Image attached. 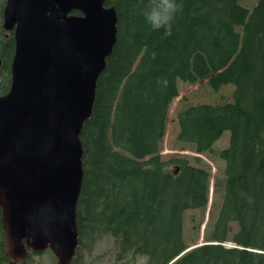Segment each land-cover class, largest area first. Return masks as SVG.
Segmentation results:
<instances>
[{
  "label": "trees",
  "instance_id": "trees-1",
  "mask_svg": "<svg viewBox=\"0 0 264 264\" xmlns=\"http://www.w3.org/2000/svg\"><path fill=\"white\" fill-rule=\"evenodd\" d=\"M239 1L184 0L183 5L177 0L178 10L170 24L153 30L144 20L151 3L141 7L143 0H110L108 4H115L119 17L137 16L138 32L143 37L166 33L175 47L171 55L156 56L153 66L141 63L139 73L122 93L114 118L105 115L111 132L109 146L130 153L137 140L163 141L173 78L189 74L197 56L214 64L227 59L239 39L234 16ZM251 1L258 5L241 39L233 99L216 105L192 104L177 112L178 141L190 144L196 153H214L219 138L230 133L229 147L218 154L226 164L224 201L207 243L186 252L190 245L184 239V213L207 208L213 178L208 168L160 158L145 162L128 159L117 164L111 157L101 156L103 126H93L92 122L100 81L111 73L112 61L124 48L118 39L98 82L93 117L81 137L85 177L77 204V264L80 252L105 235L114 238L121 254L147 257L146 264H170L185 252L172 264H264V0ZM6 2L0 0V38ZM3 54L10 71L15 54L13 35L6 40ZM8 89V85L0 88V94ZM1 215L0 209V220ZM232 223L238 224L234 233ZM228 242L235 248L224 245ZM3 245L0 222V264L9 261Z\"/></svg>",
  "mask_w": 264,
  "mask_h": 264
},
{
  "label": "water",
  "instance_id": "water-1",
  "mask_svg": "<svg viewBox=\"0 0 264 264\" xmlns=\"http://www.w3.org/2000/svg\"><path fill=\"white\" fill-rule=\"evenodd\" d=\"M108 1L7 0L3 26L16 51L0 96V222L9 264L47 250L76 264L81 137L119 38Z\"/></svg>",
  "mask_w": 264,
  "mask_h": 264
},
{
  "label": "rangeland",
  "instance_id": "rangeland-1",
  "mask_svg": "<svg viewBox=\"0 0 264 264\" xmlns=\"http://www.w3.org/2000/svg\"><path fill=\"white\" fill-rule=\"evenodd\" d=\"M184 5V0H182ZM151 0H143V4L149 5ZM235 11L236 28L238 32V43L230 50L227 59L220 63H212L204 56L194 58L193 69L187 75H178L173 78L171 93L168 100L169 113L167 133L160 143H151L147 139L137 140L133 150L125 153L109 146L111 132L106 123L105 115L114 118L118 112L122 93L139 73L141 63L145 66H153L156 56L160 57L171 55L173 52L174 40L166 33L162 37L155 35L151 39L139 34V20L136 15H120L118 33L119 41L123 47L112 61L111 73H106L100 81L98 91L99 100L96 105V112L92 125L100 124L103 126L104 135L100 142L101 156H109L117 163L121 164L128 159H136L142 162L156 160L160 158L164 162L171 159L184 160L193 166L208 168L213 176L210 185L209 204L205 209L187 210L184 221V239L191 248L206 244V237L210 235L214 223L219 215V210L223 203L225 188L222 182L226 179L224 172L226 164L220 158L219 151L224 150L230 145V133L226 132L213 147L214 153H196L190 144L178 141L181 131L177 112L192 104H220L229 102L233 99L235 86V64L241 56V46L247 23L251 14L256 10L258 3L251 0H240ZM140 7V8H141ZM142 9V8H141ZM140 11V10H139ZM136 16V17H135ZM118 71H120L118 73ZM132 83V82H131ZM264 113V104L262 107ZM170 168L175 165L170 163ZM217 182L218 186H217ZM232 233L238 230V224L232 223ZM233 246L232 243H225ZM189 247V248H190ZM1 253V251H0ZM79 264H146L147 257L135 256L133 253L121 254L114 238L105 235L96 241L91 248H84L80 252ZM29 264H58V258L52 250L39 254L30 253ZM9 264V263H4Z\"/></svg>",
  "mask_w": 264,
  "mask_h": 264
},
{
  "label": "clouds",
  "instance_id": "clouds-1",
  "mask_svg": "<svg viewBox=\"0 0 264 264\" xmlns=\"http://www.w3.org/2000/svg\"><path fill=\"white\" fill-rule=\"evenodd\" d=\"M177 10V0H151L144 16L145 23L153 30L161 29L170 24Z\"/></svg>",
  "mask_w": 264,
  "mask_h": 264
},
{
  "label": "flooded vegetation",
  "instance_id": "flooded-vegetation-1",
  "mask_svg": "<svg viewBox=\"0 0 264 264\" xmlns=\"http://www.w3.org/2000/svg\"><path fill=\"white\" fill-rule=\"evenodd\" d=\"M13 33L14 32L6 31L4 29V26H3V30L1 31V38H0V59H1V63H2L1 64V68H0V88H4V87H6L8 85V87H9L8 91L11 88L10 87L11 86V82H12L11 70H12V64H13L12 61H13L14 55H13V57L11 59L10 71H8V63H5L4 54H3V47H4V45H6V40L11 39L12 35L14 36ZM8 77H9V79H8ZM8 91L4 92L3 94H0V96L6 95L8 93ZM8 263H9V261H8ZM20 264H23V263H20ZM28 264H29V262H28Z\"/></svg>",
  "mask_w": 264,
  "mask_h": 264
}]
</instances>
